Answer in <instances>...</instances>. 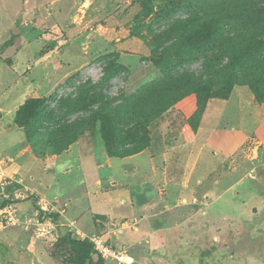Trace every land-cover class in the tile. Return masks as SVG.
Wrapping results in <instances>:
<instances>
[{
	"label": "rangeland",
	"instance_id": "1",
	"mask_svg": "<svg viewBox=\"0 0 264 264\" xmlns=\"http://www.w3.org/2000/svg\"><path fill=\"white\" fill-rule=\"evenodd\" d=\"M3 129L0 264H264V0H0Z\"/></svg>",
	"mask_w": 264,
	"mask_h": 264
},
{
	"label": "trees",
	"instance_id": "2",
	"mask_svg": "<svg viewBox=\"0 0 264 264\" xmlns=\"http://www.w3.org/2000/svg\"><path fill=\"white\" fill-rule=\"evenodd\" d=\"M44 101L42 99L32 98L25 101L16 111L14 122L15 124L24 127L27 136L28 135V126L29 123L27 119L29 117L38 116L40 113V105ZM16 190L14 185H10V187L5 191L0 185V208H4L7 205L13 203V199L10 195L7 197L5 194H10ZM50 216V215H49ZM52 218H55L52 216ZM65 240L69 241L76 250L75 261L76 264H92L94 261V255H98L93 248L92 243L88 238L85 237H77L68 233L65 237Z\"/></svg>",
	"mask_w": 264,
	"mask_h": 264
},
{
	"label": "crops",
	"instance_id": "3",
	"mask_svg": "<svg viewBox=\"0 0 264 264\" xmlns=\"http://www.w3.org/2000/svg\"><path fill=\"white\" fill-rule=\"evenodd\" d=\"M31 86L33 88V86H34L33 83L30 84V88H31ZM214 104H216V103H214ZM210 106H213V105H210ZM210 106H208V107H210ZM208 110L209 109L207 108V111H206L205 114H207ZM214 111L216 112V116L215 117H219L220 114H221V112L218 111L217 109H215ZM12 134H13V131H9V130L6 131L5 129H3V130L0 131V153L1 154L4 152V150L6 149V147L14 146V143L13 142L15 141V139H10ZM19 144H21V143H19ZM18 148H19V146H18Z\"/></svg>",
	"mask_w": 264,
	"mask_h": 264
},
{
	"label": "built area",
	"instance_id": "4",
	"mask_svg": "<svg viewBox=\"0 0 264 264\" xmlns=\"http://www.w3.org/2000/svg\"><path fill=\"white\" fill-rule=\"evenodd\" d=\"M94 244H95V248L98 250V252L102 255V256H108L112 254V251L110 249V247H107L104 243H102L101 241L95 239L94 240Z\"/></svg>",
	"mask_w": 264,
	"mask_h": 264
}]
</instances>
